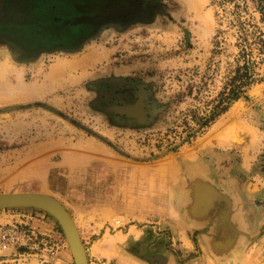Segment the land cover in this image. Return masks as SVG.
Masks as SVG:
<instances>
[{"label":"rangeland","instance_id":"obj_1","mask_svg":"<svg viewBox=\"0 0 264 264\" xmlns=\"http://www.w3.org/2000/svg\"><path fill=\"white\" fill-rule=\"evenodd\" d=\"M75 1L72 45L0 48V195L62 203L89 264H264V0ZM13 229L3 264H76L49 212Z\"/></svg>","mask_w":264,"mask_h":264},{"label":"crops","instance_id":"obj_2","mask_svg":"<svg viewBox=\"0 0 264 264\" xmlns=\"http://www.w3.org/2000/svg\"><path fill=\"white\" fill-rule=\"evenodd\" d=\"M83 14L92 16L94 11L75 0H52L50 5L36 0H0V48L27 59L40 55L44 48L72 45L86 32Z\"/></svg>","mask_w":264,"mask_h":264},{"label":"water","instance_id":"obj_3","mask_svg":"<svg viewBox=\"0 0 264 264\" xmlns=\"http://www.w3.org/2000/svg\"><path fill=\"white\" fill-rule=\"evenodd\" d=\"M2 209H40L52 214L62 225L76 264H89L85 245L67 208L53 197L40 194H1Z\"/></svg>","mask_w":264,"mask_h":264},{"label":"built area","instance_id":"obj_4","mask_svg":"<svg viewBox=\"0 0 264 264\" xmlns=\"http://www.w3.org/2000/svg\"><path fill=\"white\" fill-rule=\"evenodd\" d=\"M22 234L19 230L13 229L6 234H2L1 232V237H0V244H5L8 245L7 243H13L17 244L19 242V236Z\"/></svg>","mask_w":264,"mask_h":264},{"label":"trees","instance_id":"obj_5","mask_svg":"<svg viewBox=\"0 0 264 264\" xmlns=\"http://www.w3.org/2000/svg\"><path fill=\"white\" fill-rule=\"evenodd\" d=\"M247 83V82H245ZM245 83L241 84V85H244ZM236 90H233L232 91V96L230 95L229 99L233 98V99H238V95H237V92H235Z\"/></svg>","mask_w":264,"mask_h":264},{"label":"bare ground","instance_id":"obj_6","mask_svg":"<svg viewBox=\"0 0 264 264\" xmlns=\"http://www.w3.org/2000/svg\"><path fill=\"white\" fill-rule=\"evenodd\" d=\"M6 194V193H5ZM70 245V244H69Z\"/></svg>","mask_w":264,"mask_h":264}]
</instances>
